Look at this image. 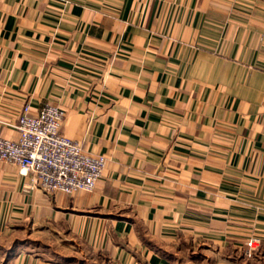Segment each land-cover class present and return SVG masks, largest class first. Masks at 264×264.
I'll list each match as a JSON object with an SVG mask.
<instances>
[{
  "label": "crops",
  "instance_id": "obj_1",
  "mask_svg": "<svg viewBox=\"0 0 264 264\" xmlns=\"http://www.w3.org/2000/svg\"><path fill=\"white\" fill-rule=\"evenodd\" d=\"M46 105L106 170L51 195L0 161V264L264 258V0H0V136Z\"/></svg>",
  "mask_w": 264,
  "mask_h": 264
},
{
  "label": "built area",
  "instance_id": "obj_2",
  "mask_svg": "<svg viewBox=\"0 0 264 264\" xmlns=\"http://www.w3.org/2000/svg\"><path fill=\"white\" fill-rule=\"evenodd\" d=\"M66 113L46 105L37 115L26 106L19 118V140L0 136V161L18 166L29 175L34 188L48 194L92 193L104 175L107 159L87 154L82 146L61 132ZM262 239L246 241L247 257L252 258Z\"/></svg>",
  "mask_w": 264,
  "mask_h": 264
},
{
  "label": "rangeland",
  "instance_id": "obj_3",
  "mask_svg": "<svg viewBox=\"0 0 264 264\" xmlns=\"http://www.w3.org/2000/svg\"><path fill=\"white\" fill-rule=\"evenodd\" d=\"M182 254L181 260L176 261V264H264V258H245L243 257V254L240 255L233 252L228 254H217V252L213 250L209 251L197 246L186 247L183 245ZM90 263L111 264L104 258L93 259Z\"/></svg>",
  "mask_w": 264,
  "mask_h": 264
}]
</instances>
